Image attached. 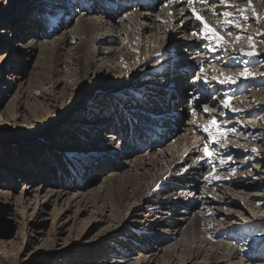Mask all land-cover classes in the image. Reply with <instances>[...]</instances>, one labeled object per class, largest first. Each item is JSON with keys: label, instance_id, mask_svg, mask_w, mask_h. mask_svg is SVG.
<instances>
[{"label": "bare ground", "instance_id": "1", "mask_svg": "<svg viewBox=\"0 0 264 264\" xmlns=\"http://www.w3.org/2000/svg\"><path fill=\"white\" fill-rule=\"evenodd\" d=\"M36 1L37 0H18L19 7L14 14L8 16V20L0 21V49L3 50L1 39H4V36L6 37L8 35V32L6 35V31L10 32L9 37L14 41L12 44H10L11 41L5 42L6 46H3L5 49L3 52L4 54H0V57H6L3 62V59H0V79L1 76L7 75V80L11 81V83H7V85L10 86V84L14 83V85L10 87V90L17 87L13 99L19 97L25 99L29 97L28 95H30V93L27 94V88L24 87L22 81L17 86V80L21 78V71L28 66L29 62H31L32 59H36V55H43L46 60L44 58L37 59L36 67L38 71L35 72L31 78L39 77L41 85H55L56 87L62 86L63 88H65L68 77L76 78L77 80L81 79L82 84L87 85V93L99 91V89L105 86V90L101 89L100 92H97V94H100L94 100L95 102H100V99L103 101L102 97H104V93L108 91L111 92V94L117 93L118 96L116 97H122L125 94L138 97L139 101H144L141 103L145 104V109H149L150 105L154 107H163L165 101L168 100V92L180 88L177 90V97L180 105L177 104L176 107H172L170 104V106H168V109L172 108L174 111L169 113L170 121L167 118L164 119V116H168V113L166 114L163 111L157 113L145 111L144 113L142 110L136 109L142 113V120H139L143 121V118L146 120V124L142 125V123H140L139 126L149 128L152 131L151 134L147 132L138 139L139 142L135 144H139L140 146L136 152L134 148L130 150L131 152L126 150L128 149L127 147L126 149L117 151L118 149L116 150L115 145H117L119 141H117L114 136H111L114 129L111 127L106 128L107 125L105 121L110 118L114 121L119 115L117 120H123L127 123L130 122L128 121L129 118L132 119V115L126 111L102 116L99 115L100 113H97L95 129H97L96 132L99 133V135H96L99 137L98 140L96 139L99 152H94L92 147L86 145L85 150L79 153L81 155L79 161H76L75 165H71L70 167L72 168L71 171H75L74 174L76 173V177L78 178L84 176H79L83 170L84 161L88 162L89 166H92V169L96 166H100L97 167L99 170L96 168V170H98L96 174L99 172V177L106 172L109 173L104 184H115L113 191L115 203L120 209L127 208V212L123 217L121 216L119 218L122 222L114 216L108 217V223H114L117 220L119 225L114 229L116 231L123 232L129 225L140 223L141 217L138 212L141 206H144L143 204H146L147 209L150 208L151 204L155 205V208L159 207L163 211L168 212L173 208L180 209L182 216L181 220H175L169 225L162 226L161 230L163 231L167 228V231L163 234L150 233L146 240L144 239V241L140 242L141 246L144 244V247L149 249L150 255L144 258H138L130 264H243L240 260H237L235 250L226 244H214L215 242L213 243L209 241V239L206 241V237L204 239L198 236V230H204V225L202 226V224L205 221L203 222V220L199 218L201 212H197L198 214L190 219L192 215L190 213L196 211L197 206L195 205L199 203V201L198 199L195 200L187 196L190 192L194 194L199 188L205 189L202 185L199 187L198 183L199 180L200 183L202 182V179L199 177L201 165L204 163V171L207 169L205 157L208 156V154L205 150L207 149V152L210 153L216 141L225 135V131H223L221 127L228 126L229 123L225 124L223 121H228L229 116L233 117L234 115H239L235 111L225 108L222 103L223 99H230V96L232 97L235 95V93L231 95L229 92L222 93V90L225 89L223 87L224 84L218 82L221 73H223V78L231 77L226 71L229 65L222 61V65L219 64L221 66H217V61H213L212 59L216 56L223 59L226 53L227 55L230 53L228 57L233 56V46H231L233 39L226 29L236 23H241L242 26L240 27H242V29L251 27L247 25L248 23L244 16V14L248 12H250L249 14H251V16L253 15L252 20L258 21L257 28L253 30L251 34L252 39H258L261 36L264 38V0H251V7H249V0H226V3L221 2V0H204L203 3L198 2V0H193V4L191 5L188 4L187 0H154V2L158 3L156 4L157 10L153 14L141 11L149 10L144 8V3H141V0H103V10L98 9L97 7H99V5L93 0H41L40 3ZM167 1L170 2L164 3ZM72 2L79 4V6L76 7H78L80 14H77L75 11L76 8L74 9V7L70 5ZM119 4L124 5V7L117 10L116 8ZM222 4V7L217 6ZM31 6H33V8L43 7L42 9H44L45 13L46 11L51 12V14L46 16L48 24L46 32L43 34L33 35L29 31L32 28L28 26L30 23L33 22L38 24L36 22L38 20L36 16L30 17V19L26 18L31 12ZM65 7H68L69 11H65ZM193 8L196 9V13L202 16L205 22L219 36L223 37L225 41L223 46H218L215 41H209L201 39L199 36L190 35L193 30L201 35L204 32L203 24L196 20L193 15ZM225 11L230 14L229 19L232 21V24L227 27H223L226 19L223 15ZM256 13H258L259 18H257V20H255ZM76 15V25L72 29L66 31V23L73 21ZM258 29L259 31L257 32ZM12 36L14 38H12ZM147 36L150 37L147 38ZM73 39L75 40L73 41ZM73 42L74 44L72 45ZM262 43L264 44V42ZM204 51H206L205 56ZM239 51H241V53L250 52V49L246 46L241 47ZM11 58H13V62L9 70V68L6 67V62ZM15 58H18L17 64L14 61ZM201 67H203L205 71L201 79L194 82V78L200 74ZM219 69L220 71H218ZM216 71L220 72V74L217 75ZM190 73L193 74L189 76L188 74ZM250 74L257 77L256 73ZM184 76L191 79V84L194 88L192 91L196 90L194 96L189 97L187 105L180 99V90L183 85L182 78ZM213 76H216L218 79L213 80ZM204 77L209 81L207 84L204 83ZM240 77L242 76L240 75ZM152 79L155 80V83H153L154 80L152 81ZM176 80H178L177 86L179 87H177L176 82H174ZM245 81L247 82V80ZM242 84L243 82L241 81L239 83L240 86L235 90L237 92L239 89L236 95L239 93L246 94L242 88L244 84ZM173 87L175 89H173ZM7 89L6 85L0 86V93H7ZM122 90H126L127 92H121ZM43 91L47 92V89L45 88ZM72 92L78 94L74 89ZM208 94H211L210 97L213 98L209 100ZM89 95L91 96L92 93H89L87 96ZM251 95L253 96L255 94L253 93ZM142 96L144 97L143 99L141 98ZM42 98L43 100H47V97L42 96ZM108 98H110V96H108ZM111 99L115 100L118 98ZM207 99L209 100L208 105L206 104ZM52 101L62 108V105L55 99ZM98 104L100 105V103ZM130 106L129 111L133 112L134 108L132 104ZM160 107L157 108L159 109ZM205 108H208L209 111H205ZM35 109H37L36 106ZM183 109V112L188 116L189 120L187 119L186 123L180 124L177 119L178 115H176L175 112L177 110L182 111ZM39 114V112H35L32 116L37 120L39 117L41 118V114ZM1 115L0 113V127H3L10 121L8 119H2ZM205 116L209 117L208 123L201 121ZM197 118L199 121L196 122ZM47 119L48 112H46V116L38 120L37 123L46 121ZM172 119H176L177 123L176 121L171 122ZM157 120L168 121V123L167 125H158L156 123ZM213 120H215V124H213ZM68 122L70 123L68 128H71V130L73 129V131L68 129L69 132L66 133L64 139L60 138L59 142H66L65 147L63 146L61 149L62 151L68 150L64 157L70 162L74 161L73 158L75 154L78 153L77 144L85 146L86 140L83 135V130L90 125L92 121L89 123L88 121L80 120L74 123L71 119ZM135 124V120L132 121L131 124H128L127 133H129L130 125L134 126ZM209 124H211V126L208 130L213 133L212 136H209L208 132L204 130L201 131V127L206 128ZM105 131L109 134L103 137L102 133ZM177 131H180V133ZM199 131L201 133L200 136L198 135ZM74 132L81 133V139L73 138L72 134ZM218 132H222L223 136L219 135ZM32 145V143L28 142L21 146V151L13 149L9 152H3L2 155H6L7 159L11 155H15V151L16 154L22 155L24 150H29V152H31L30 149H32L34 151L36 148L34 149V147H31ZM101 151L103 152L102 154L100 153ZM115 151L118 153L115 154ZM105 152L107 154H105ZM260 152H256L254 156L260 159ZM22 158L24 157L22 156ZM165 158L170 160V163L166 164L167 167L172 163L171 169L178 168V170L170 171L169 168V171L164 174L160 173V164L163 161H168L164 160ZM2 161L3 159H0V162ZM189 161L193 163L188 164ZM127 162H130V165L127 164ZM261 163L262 162H260V164ZM149 165L150 167H148ZM127 168L132 174H129L128 171L123 174H117ZM234 170L236 169L232 171ZM68 172L69 170L66 173L67 176H65L67 178L69 176ZM202 174L205 175V173ZM40 175L41 174L38 173L37 176L35 171L29 174L28 171L21 170L19 172L16 168H0V178L2 176L3 178L7 176L15 179L14 183H9L11 186L5 189L8 192H0V199L2 204H6V207L11 204H15L16 207H19L18 212L12 210L11 213H15L13 214L15 218L17 217L16 213H19V219L23 217L21 222H23L27 211L31 210V216L33 217L42 214L51 204H53L54 210L56 204L61 201V209L68 211L74 206L75 212L73 213H79L82 208L84 209V207H86V204H90L91 198L97 196L99 192H81L74 194L72 196L73 198L71 197L70 199V197H67V192L72 190L78 192L83 189L85 187H83V185L86 184H83V180L78 181V178L74 175L71 178V182L67 180L64 181L63 177H61L62 181L58 180V178L57 181H54V179L50 177L45 179ZM248 176V180H251V172H248ZM86 177H88V175ZM19 181H24L23 185L25 186H23L24 189H22L19 195L14 196V189ZM58 181H61L60 183L63 187L58 186V184L56 185ZM208 182L210 183V181ZM236 182V180L228 181L226 185H228V187L231 185L241 187L243 190H245V187H248L245 186V182L242 183L243 186H240L241 182ZM210 185L207 187H210ZM45 186L47 188H54L56 191H44V188H46ZM1 188L4 187L1 185ZM173 189L180 192L174 194L171 191ZM42 191H44V195L42 196V200H40L39 194ZM145 191H148V193ZM228 192L231 191L228 190ZM222 195L220 197H215L209 194V200L206 198L205 208L207 211L208 209L211 210L208 215L211 216L214 221L217 220V218H223V220L233 218V212L231 211L233 209L238 211V217L241 216L240 212L242 211V216L248 215L246 210L244 211L240 207L241 205H238L240 203L239 201L251 208L252 204L249 200L257 196L256 194H244L241 197L231 199L233 193H223ZM238 195H240V193ZM30 196L31 202H33V208L30 206L31 204L28 203V201H30ZM226 196H229V199L226 198ZM27 198L29 199L28 201ZM96 200H100V195L96 197ZM134 200H138L139 202L133 205ZM125 201L129 202L127 206ZM225 201L228 202L225 203ZM224 203L226 204L225 206ZM234 205L235 207H231ZM190 206L191 208H189ZM101 207L102 206H100V208ZM192 207L194 208L192 209ZM186 210H188L189 213L186 212ZM53 212H55V210ZM168 212H165L161 216L162 219L156 217V212V215L154 214L155 216L151 214L145 216V218H147V224H149L151 228L159 227L161 224L159 223L160 219L163 222L167 221L168 218H164V216L167 215ZM59 214H56L55 217L51 215V230L46 236H44L42 231H38L37 228L35 229L33 227L32 229L34 230H30L31 235L37 237L42 244L54 240L55 234L60 231L59 227H61V224L58 227V223L61 220ZM171 225L176 229L170 230L172 227ZM26 229V224L22 223L23 233ZM183 229L185 230L183 231ZM205 229L207 228L205 227ZM107 231L108 229L102 233L100 232L101 242L106 243V237L111 238V235ZM222 232V229H218L215 233ZM112 239L117 240V238ZM168 242H171V245L168 246L169 248H160V246ZM123 243L125 244V242ZM66 244L65 241L63 245L65 246ZM1 245L2 243H0V246ZM2 254L6 256L3 251Z\"/></svg>", "mask_w": 264, "mask_h": 264}, {"label": "rangeland", "instance_id": "2", "mask_svg": "<svg viewBox=\"0 0 264 264\" xmlns=\"http://www.w3.org/2000/svg\"><path fill=\"white\" fill-rule=\"evenodd\" d=\"M17 1L18 0H0V21L8 20V16L14 14V12L19 7ZM36 2L40 3L41 0H37ZM94 2L97 3V5H99L98 2H100V6H103V0H97ZM168 2L170 1L164 3ZM157 3L158 2H156V4ZM223 4L217 6L222 7ZM70 5L74 7V9L76 8L75 11L77 12V14H80L78 7H76L79 6V4L72 2L70 3ZM42 8L43 7L33 8V6H31L30 9L32 13L30 12V14L26 16V18L28 19H30V17L32 16H36V19H38L36 21L38 24L32 22L28 25L32 27L29 31L33 35H40L46 32V27L48 24L46 16L51 14V12L46 11L45 13L44 9ZM67 8L65 7L64 10L69 11V8ZM153 9L154 10L141 11L144 13L153 14L157 10L156 5ZM249 13L250 12L244 14V16L246 17V21L248 23L247 25L251 27L242 29V27H240L242 26V24L238 23L239 27L229 26L228 29H226L233 39L231 43V46H233V56L228 57L230 53L228 55L226 53L224 54L225 58L223 57V59L219 56H216L212 59L213 61H217V66H221L222 61L228 63L227 65H229L226 71L231 75L235 83H224L223 87L225 89L222 90V93L229 92L231 93V95L235 93V95H233L232 97L230 96V99H225L229 101V107L227 109L235 111L239 115H234L233 117L229 116L228 121H223V123H229V125L221 127V129L225 131V135H222L223 137L219 138L216 141L215 146L211 149V155L205 157V161L207 163L206 171H204L205 164L202 162L203 164L201 165L202 167L200 169L201 172L199 173V177L202 179V182L200 183L199 180L198 183L199 187H201L202 185V187H204L205 189L203 190V188H199L198 190H196V192H194V194L190 192L187 197H192L193 199H198L199 201V203H196L195 205L197 206L196 211L190 213L192 214L190 219L201 212L199 218H201L203 222L205 221L202 224V226L204 225V230H198V236L203 237L204 239L206 237V241L209 239V241H212L213 243L215 242L214 244H226L227 246L235 250V253L237 254V260H240L243 264H264V174H261L264 173V44L262 43L264 42L262 41L264 40V38L261 36L258 39H252V45H254L255 49L254 55H242L241 51H239L241 47H249V40L247 39V37L251 36L253 30L257 28L256 26L258 24V21L252 20V16ZM76 18L77 15L75 19H73V21L66 23V31L72 29L76 25ZM255 18V20H257L258 13H256ZM258 31L259 29L257 30V32ZM9 33V31H6L7 36H4V39H1V42L3 43V50L0 49V54H4L3 52L5 51V49L3 46L5 45V42L11 41L10 44L14 43L13 39L9 37ZM149 37L150 36H147V38ZM237 37H239L238 42L236 41ZM12 38L14 37L12 36ZM74 40L75 39H73V41ZM73 44L74 42L72 43V45ZM249 49L250 52L253 51V48L249 47ZM205 53L206 51H204V56L206 55ZM5 58H3L2 62L5 60ZM35 58L36 59H32V61L29 62L28 66L21 71V78L17 80V86L22 81L24 87L27 88V94L30 93V95H28L29 97H26L27 99H21L20 97L13 99V97H15V91L17 87L10 90V87H12L14 83L10 84V86L7 85V83H11L10 80H7V75L1 76L0 79V86L6 85V87L8 88L7 93H0V113L2 114V119L4 118L10 121L7 122L5 126L0 127V159H3V161L0 162V168H16L19 172L21 170L28 171L29 174L30 172L35 171L37 176L38 173H40V176L45 179L50 177L54 179V181H57V178L58 180H61V177H63L64 181L67 180L71 182V178L74 175L75 177L77 175L76 173L74 174L75 171H71L72 168L70 167L71 165H75L76 161H79V158L81 156L79 153L85 150L86 145L92 147V149H94V152H99L98 144H96V139L98 140L99 138L96 135H99V133L96 132L97 129H95V120L97 117V113H100L99 115L102 116L106 114L113 115L116 112L121 113L126 111L132 115V117L136 120V123L137 121H140L142 123L144 122L141 121L142 113L141 111H137L136 109H140L145 113V111H150V108L145 109V104L141 103L144 101H139L138 97H133L129 94H125L122 97H116L118 96L117 93L111 94V92L108 91L104 93V97H102L103 101L102 99H100V102H95L94 100L100 94H97V92H100L101 89L105 90L106 87H102L101 89H99V91L97 90L94 92H89L92 93V95L87 96L89 94L87 93V85L82 84L81 79L77 80L76 78L68 77L67 83H65V88H63L62 86L56 87L55 85H41L39 82V77H31L35 72L38 71V68L36 67L37 59L44 58L46 60V58L43 55H36ZM14 61L17 64L18 58H15ZM12 62L13 58L8 59V61L6 62V67L9 68V70L11 68ZM245 69H247L249 73L247 78L241 75V73ZM218 71H220V69ZM250 73H256L257 77L251 75ZM219 74L220 72H217V75ZM240 75L242 77H240ZM220 79H223V77L220 76ZM153 80L154 79H152V81ZM245 80H247V82ZM177 81L178 80L174 81L176 82V86L178 85ZM241 81L244 84H242V88L244 92H246V94L239 93L237 94V96L236 93L239 89L237 90V92L235 90L241 85H239ZM185 82L188 86L186 87V89L181 88L182 97H185V92L189 91L191 85L190 79L185 80ZM153 83H155V80ZM45 88L47 89V92L43 91ZM73 89L76 90L78 94H74V92H72ZM123 91L127 92L126 90H122L121 92ZM253 93L255 95L252 96L251 94ZM187 94L186 99H188ZM208 95L209 100L213 98L210 97L211 94ZM42 96L47 97V100H43ZM108 96H110V98H108ZM111 98L118 99L113 100ZM141 98L143 99L144 97L142 96ZM54 99L62 105V108L52 101ZM208 99L206 101L207 105L209 101ZM98 103H100V105ZM131 104L134 108L133 112L129 111ZM35 106L37 109H35ZM150 107L152 108L154 106L150 105ZM35 112H39L41 114V118L39 117L37 120H35L32 116ZM46 112H48V119L46 121L37 123L38 120L46 116ZM118 117L119 115L117 116V118ZM117 118L114 121L112 118L105 120L107 125L106 128L111 127L114 129L113 134H111V136L114 137H117V134L120 133L119 131L117 132V130L123 132L125 131V129H127V132L128 128H126L125 126H128L129 123L131 124L132 121H134L133 119L129 118L128 121L130 122L125 123L126 121L117 120ZM71 119L74 123L79 122L80 120L88 121L89 123L92 121L93 123L91 122L90 125H88L84 129L85 131L83 130V132L85 133H83V135L85 136L86 140L85 146L77 144L78 153L75 154L73 158L74 161L68 162L64 157L66 156L65 153L68 152V150L62 151L61 149L63 146L65 147L66 142L62 141V143H60L61 141L59 142V140L60 138L64 139L66 133L69 132L68 129L71 130V128H68L70 124L68 121ZM187 119L189 120L188 116L184 112H180V115L178 117L179 123L184 124L187 122ZM197 121H199L198 118L196 119V122ZM201 121L208 123L209 117L205 116V118H202ZM120 123L122 125H120ZM210 126L211 124H209L206 128L209 129ZM130 127H132V125H130ZM204 129L205 127H201V131H203ZM71 131H73V129ZM177 132L180 133V131ZM137 133L139 134V131L135 129L132 134H124L123 139L120 140L117 145H115L116 150L118 149L117 151H120V149H126L127 147L128 149L126 150L130 151L134 148V151L136 152L138 149L134 145L135 142H131L129 137H135L134 139L137 140ZM80 134L81 133L79 132H74L72 134V137L75 139H81L82 135ZM107 134L109 133L105 131L102 133V136L104 137ZM198 135H201L200 131ZM24 142L32 143L33 145L31 147H34V149H36L34 151L30 149L31 152H29V150H24L22 155H18V153L16 154L15 151V155H11L10 157H8V159L6 155H2L3 152H9L13 149L21 151V146L25 144ZM253 149H255V151H253ZM258 151L262 152V154L260 152V159L254 156ZM100 153L102 154L103 152L101 151ZM117 153L118 152H116L115 154ZM105 154L107 153L105 152ZM22 156L24 158H22ZM164 160L168 159L165 158ZM260 162L262 163L260 164ZM169 163L170 160L163 161L160 164V173L164 174L165 172L169 171V168L170 171L178 170V168L171 169L172 163L167 167L166 164ZM192 163V161L188 162V164ZM87 164L89 163L86 162L85 165L83 164V170L79 175L84 176L80 178L76 177L78 178V181L83 180V184L86 183L85 185H83V187H85L78 192H76V190L68 191L67 197H70L71 199V197L77 193H84L86 191H99L97 196L100 195V200H96L97 196L92 197L90 200V204H86V207H84V209L82 208L79 213H73L75 212L74 206H72L73 208H70V210L68 211H66L65 209H61V201L56 204V208L54 209L55 212H53V204L45 209L42 214H38L33 217L31 216L30 210L26 212L24 220L23 222H21L23 217L19 219V213H16V218L13 215L15 214L14 212H18L19 207H16L15 204H11L10 206L6 207V204H2V201L0 199V243H2V245L0 246V264H130L138 258H144L150 255L149 249H146L144 247V244L143 246H141L140 244L141 241H144V239L146 240L148 238L150 233L163 234L165 231H167V228L163 231L161 230L162 226L169 225L175 220L182 219L179 208H173L168 212L163 211L159 207L155 208V205L151 204L150 208L147 209L146 204H143L144 206H141L138 212L140 213L141 217L140 223L136 225H129V227H127L123 232L114 230L118 227L119 224L117 223V220L114 223H108V217L114 216L115 218L119 219L121 216L123 217V215L127 212V208L120 209L115 203L113 195L115 184H104V181L107 180L106 178L107 176H109V173L106 172L99 177V172L98 174L96 173L99 170L97 167L100 166H96L94 167V169H92V167H88L89 165ZM127 164L130 165V162H127ZM148 167H150V165ZM96 168L98 170H96ZM231 169H236L237 171H232ZM68 170L70 177L68 176L67 178L65 176H67L66 173ZM127 171L129 172V174H132V172H130L128 168L123 169L117 174H123ZM248 172H251V180H248ZM202 173H205V175H203ZM42 174L44 177L42 176ZM87 175L88 177H86ZM232 178L233 180L237 181L236 183L241 182L240 186H243L242 183L245 182V186L248 187H243L245 190H243L241 187H235L234 185L228 187V185L226 184L228 181H233ZM14 180L15 179L13 177L5 176L3 178L2 176L0 178V192H8L5 189H7L8 186H11L9 185V183L13 184ZM61 181L56 182V185L58 184V186L63 187L60 183ZM208 181H210V183ZM23 182L24 181H19L18 185H16V188L13 192L14 196L19 195L22 189H24L23 186L25 185H23ZM207 184H211L210 187H207ZM1 185L4 188H1ZM49 190L56 191L54 188H44V191ZM228 190H230L231 192H228ZM44 191L40 192L39 194L40 200H42ZM171 191L174 194L180 192L176 189H173ZM145 192L148 193V191ZM223 193H233L231 199L241 197L244 194H256L257 196H255L254 199L249 200L252 204L251 208L245 206L241 201H239V204L237 203L238 205H241L240 207L244 211L246 210V213H248V215L242 216L243 211L240 210L242 211L240 212L241 216L238 217V211L236 209H233L234 211L231 210L233 212V218L227 220H223V218H217V220L214 221L213 218L208 215L209 211L211 210L208 209L207 211V209L205 208V203L208 199L209 194L215 197H220ZM239 193L240 195H238ZM226 198L229 199V196H226ZM29 199L30 201H28ZM29 199L27 198V201L33 208L31 196ZM228 201H225V203ZM138 202V200H134L133 205L137 204ZM128 203L129 202L125 201L126 206L128 205ZM225 203L224 206L226 205ZM100 206H102V210ZM231 207H235V205ZM189 208H191V206ZM193 208L194 207H192V209ZM12 210L14 211L13 213H11ZM155 212L157 215L155 214ZM165 212H168V214L165 215L164 218L168 219L166 222H163L161 221V216ZM186 212L189 213L188 210H186ZM56 214H59V218L61 219L58 223V227L61 224V227H59L60 231L55 234L56 236L54 240L42 244V242L37 237L31 235L30 230H34L32 229V227L35 229L37 228L38 231H42L44 233V236H46L47 233L51 230V215L55 217ZM149 214H155L156 217L161 218L159 221V223H161L159 227L151 228V226L147 224V218H145V216ZM120 221L122 222V220ZM22 223L26 224L27 233L26 231L23 233ZM171 226L172 227L170 228V230L176 229L173 227V225ZM205 227L207 229H205ZM107 229V232L111 235V238L106 237V243H104L101 242L100 232L102 233ZM218 229H222L223 232L215 233ZM184 230L185 229H183V231ZM112 238H117V240L115 239L117 242ZM65 241L67 244L64 246L63 244ZM123 242H125V244ZM170 245L171 242H168L167 244L160 246V248H166ZM2 251L5 252L6 256H3Z\"/></svg>", "mask_w": 264, "mask_h": 264}, {"label": "snow or ice", "instance_id": "3", "mask_svg": "<svg viewBox=\"0 0 264 264\" xmlns=\"http://www.w3.org/2000/svg\"><path fill=\"white\" fill-rule=\"evenodd\" d=\"M187 2H188L189 5L193 4V0H187ZM198 2L203 3L204 0H198ZM221 2H226V0H221ZM249 7H251V0H249ZM192 12H193V15L195 16L196 20L200 21V23L203 24V26H204V32H203V34L201 35V34L198 33L197 31L193 30V31L190 33V35H192V36H199L201 39H205V40H209V41H215V43H216L218 46H223V44L225 43L223 37L219 36V35H218V34H217V33H216V32H215V31H214V30H213V29H212V28H211V27L205 22V20L203 19V17L200 16V15H198V14L196 13V9H195V8L192 9ZM214 14H215V13H214ZM254 14H255V13H254ZM170 15H171V13H170ZM223 15H224V17L226 18L223 27H227V26H229L230 24H232V21L229 19L230 14H229L227 11H225V12L223 13ZM258 19H259V18H258ZM232 26L239 27V24L237 23V24H234V25H232ZM247 39L249 40V47L253 48V51H251V52H242L241 54H242V55H246V56H252V55L255 54L254 45H252V37L249 36V37H247ZM236 41H237V42L239 41V37L236 38ZM210 50H212V49H210ZM0 59H3V57H0ZM204 71H205L204 68L201 67V68H200V74H198V75L194 78V82H195V81H199V80L201 79V76H202V74L204 73ZM220 75L223 76V73H221ZM241 75L244 76L245 78H247V76L249 75L247 69H245V70L241 73ZM212 79H213V80H217L218 78H217L216 76H213ZM208 82H209L208 79H207L206 77H204V83L207 84ZM218 82L221 83V84H224V83H235V81H234L231 77H224L223 79L218 80ZM222 103H223V106H224L225 108H228V107H229V101H228L227 99L223 100ZM205 111H209V109H208V108H205ZM215 123H216L215 120H213V124H215ZM204 131H205V132H208L209 136H212V135H213V133L209 132L208 128H205ZM233 131H234V129H233ZM218 134H219V135H223L222 132H218ZM205 151H206V153H207L208 155H211V153H208V152H207V149H206ZM253 151H255V149H253Z\"/></svg>", "mask_w": 264, "mask_h": 264}]
</instances>
